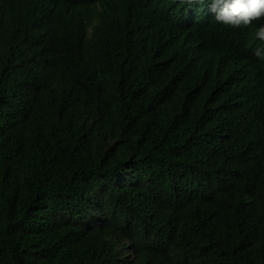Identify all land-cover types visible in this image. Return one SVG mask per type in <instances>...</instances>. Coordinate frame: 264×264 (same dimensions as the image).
<instances>
[{
    "label": "trees",
    "instance_id": "obj_1",
    "mask_svg": "<svg viewBox=\"0 0 264 264\" xmlns=\"http://www.w3.org/2000/svg\"><path fill=\"white\" fill-rule=\"evenodd\" d=\"M176 1L0 0V264H264V20Z\"/></svg>",
    "mask_w": 264,
    "mask_h": 264
},
{
    "label": "clouds",
    "instance_id": "obj_2",
    "mask_svg": "<svg viewBox=\"0 0 264 264\" xmlns=\"http://www.w3.org/2000/svg\"><path fill=\"white\" fill-rule=\"evenodd\" d=\"M178 1L184 3L180 7H177V3H174L175 7L173 10L183 15V20L178 22H198L200 19L196 17L201 16L207 21V24L215 20L218 24L239 28L242 25L245 27L252 25L256 20H264V0H210V5H204L205 0ZM32 3L35 4L34 1ZM207 14L214 15V20ZM98 22V17H95L91 22L86 23L85 40L92 38L94 26ZM254 38L264 41V23L255 26ZM229 54L230 51L227 44L219 42L213 46L211 58L218 66L226 67L228 66L226 61L229 62ZM253 54L264 59V49L257 48ZM223 60H225V64L222 63Z\"/></svg>",
    "mask_w": 264,
    "mask_h": 264
},
{
    "label": "rangeland",
    "instance_id": "obj_3",
    "mask_svg": "<svg viewBox=\"0 0 264 264\" xmlns=\"http://www.w3.org/2000/svg\"><path fill=\"white\" fill-rule=\"evenodd\" d=\"M174 3H177V7H180L181 5H183L184 3H182L181 1H177V2H174ZM186 9V8H185Z\"/></svg>",
    "mask_w": 264,
    "mask_h": 264
}]
</instances>
